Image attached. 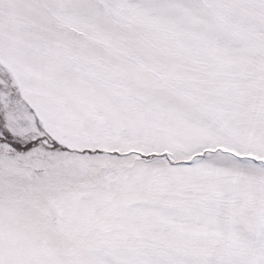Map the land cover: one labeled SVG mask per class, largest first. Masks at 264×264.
<instances>
[{
	"label": "snow or ice",
	"instance_id": "snow-or-ice-1",
	"mask_svg": "<svg viewBox=\"0 0 264 264\" xmlns=\"http://www.w3.org/2000/svg\"><path fill=\"white\" fill-rule=\"evenodd\" d=\"M0 264H264V0H0Z\"/></svg>",
	"mask_w": 264,
	"mask_h": 264
}]
</instances>
